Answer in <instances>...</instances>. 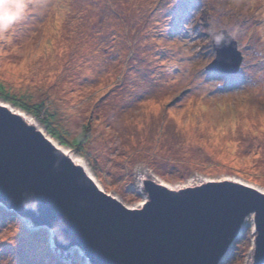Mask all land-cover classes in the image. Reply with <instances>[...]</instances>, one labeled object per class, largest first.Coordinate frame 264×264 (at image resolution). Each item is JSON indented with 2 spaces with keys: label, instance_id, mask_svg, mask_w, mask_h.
<instances>
[{
  "label": "rangeland",
  "instance_id": "374dc122",
  "mask_svg": "<svg viewBox=\"0 0 264 264\" xmlns=\"http://www.w3.org/2000/svg\"><path fill=\"white\" fill-rule=\"evenodd\" d=\"M175 1L24 0L0 32V93L31 108L43 102L39 118L25 112L52 138V129L71 141L89 128L78 150L67 148L128 206L144 201V174L170 185L233 177L264 189V0H186L177 15L167 12ZM220 29L243 55L240 78L206 68ZM7 217L1 256L31 240L26 249L40 259L20 264H87L76 248L60 255L47 231L30 234ZM249 222L224 264L247 263Z\"/></svg>",
  "mask_w": 264,
  "mask_h": 264
},
{
  "label": "water",
  "instance_id": "95a60500",
  "mask_svg": "<svg viewBox=\"0 0 264 264\" xmlns=\"http://www.w3.org/2000/svg\"><path fill=\"white\" fill-rule=\"evenodd\" d=\"M211 41L207 70L238 72L243 56L233 36L220 29ZM5 103L0 207L30 230L45 229L60 255L76 248L87 264H224L250 220L245 264H264L263 188L233 177L169 185L144 174L138 186L145 199L128 206Z\"/></svg>",
  "mask_w": 264,
  "mask_h": 264
},
{
  "label": "trees",
  "instance_id": "16d2710c",
  "mask_svg": "<svg viewBox=\"0 0 264 264\" xmlns=\"http://www.w3.org/2000/svg\"><path fill=\"white\" fill-rule=\"evenodd\" d=\"M168 0H166V2H167ZM243 2H245V1H243ZM188 2H186V0H180V1H178V4H177V1H175L171 6H170V8H168V10H167V12H169V10H171V11H173L174 13H175V15H177V12L178 11H182V9L183 8H186L185 7V5L187 4ZM226 30V29H225ZM227 31V30H226ZM228 32V31H227ZM229 33V32H228ZM237 48H238V50H239V47H238V45H237ZM243 61V60H242ZM253 64V63H252ZM208 65V64H207ZM206 65V66H207ZM242 65V64H241ZM205 66V67H206ZM240 69H241V66H240ZM241 74V70L240 71H238V72H236V73H228L227 75L226 74H223V75H225V76H227V77H229V78H233V80H234V78L235 77H237L238 78V76ZM241 76H239V78H240ZM242 80V79H241ZM0 99H2L3 101H5V102H7V103H9V104H13L14 106H19V107H21V109H23L24 111H27V112H29V113H32L33 115H35V117H38L39 118V113H40V111L43 109V102L42 103H39V104H37L36 106H34V107H32L31 108V106H29V104H27V102H24V101H20V100H17V99H14L13 98V96H10L9 95V93L8 92H3L2 91V93H0ZM42 122H44V124H46V125H48V128H50V126H49V123H48V121H46V120H43L42 119ZM50 129H52V128H50ZM55 129H52V132H51V130H49V133L53 136V137H55L58 141H59V143L61 144V145H64V146H67V147H69V148H75V149H77L78 150V148L80 147V145L83 143V141H84V138H88V130H89V128H87L86 129V126L84 127L83 126V128L81 129V132L76 136V137H74L71 141H69V140H67V139H65L64 138V136L63 135H61L60 133H58V132H56V131H54ZM1 210H0V213H4L3 214V216L0 214V226L2 225V224H4L5 223V218H7V219H9L8 217H7V214L9 215V216H11V217H13L14 219L13 220H15L16 221V215H14L13 213H11V212H8V211H5L4 209H2V208H0ZM43 230H45V229H43ZM46 231V230H45ZM32 232H34V231H30L29 233L30 234H33ZM30 244H33L32 243V241L31 240H27V241H21V243H19L16 247H13V246H8L7 248H6V251H5V249L2 251V256H1V253H0V258H2V260H1V262H3V263H6V264H20V263H24L25 262V258H27V260L28 259H30V260H32L33 261V259H35V260H37V259H40V256L38 255H35V253H33L31 250H28V249H26V245H30ZM237 244V243H236ZM21 246L23 247V248H21ZM12 247L14 248V249H12ZM0 248H2V246H1V243H0ZM235 248H236V245H235ZM234 250V249H233ZM8 251V252H7ZM7 252V253H6ZM32 252V254H31V256L30 257H27L26 255H28V254H30ZM4 254H5V257H4ZM33 256H35V257H33ZM42 256L43 257H45L46 256V253H44V254H42ZM230 256H231V252H230V254L228 255V257H227V259H226V261L228 260V259H230ZM39 261V260H38ZM30 262V261H29ZM38 262H36V264H37ZM32 264H34V262H32Z\"/></svg>",
  "mask_w": 264,
  "mask_h": 264
},
{
  "label": "clouds",
  "instance_id": "9594fccd",
  "mask_svg": "<svg viewBox=\"0 0 264 264\" xmlns=\"http://www.w3.org/2000/svg\"><path fill=\"white\" fill-rule=\"evenodd\" d=\"M26 7H27V5L25 4L24 0H0V32L7 31L10 28V26L13 23H15L22 16ZM216 42H217V45H219L221 43V38H217ZM208 71H210V70H208ZM211 72H220V71H211ZM226 74H228V73H226ZM194 178H196V177H194ZM191 179H193V178H191ZM190 180H188V181H190ZM248 183H250V182H248ZM26 207H27V205H26ZM32 207L34 208L35 205L33 204Z\"/></svg>",
  "mask_w": 264,
  "mask_h": 264
},
{
  "label": "bare ground",
  "instance_id": "6f19581e",
  "mask_svg": "<svg viewBox=\"0 0 264 264\" xmlns=\"http://www.w3.org/2000/svg\"><path fill=\"white\" fill-rule=\"evenodd\" d=\"M11 110L20 113L27 121L34 123L39 129H41L43 131V133L47 136H49V138L53 141V143H55V145L57 147H60L61 149H63L64 151H66L68 153V155L78 164H80L83 169L93 177V179L96 181V183L99 185V182L97 180V178L94 176V174L91 172V170L89 169V167L87 166L86 160L80 156L77 155L76 153H74L71 149H68L66 146L61 145L55 138H52L50 135H48V133L45 131V128L30 114L26 113L25 111H22L19 108H16L15 106H12L9 103H5ZM76 151V150H75ZM159 179V178H158ZM162 181V180H160ZM164 182V181H162ZM165 183V182H164ZM167 184V183H166ZM170 185V184H169ZM254 185V184H253ZM100 186V185H99ZM256 186V185H254ZM101 187V186H100ZM102 188V187H101ZM248 226H250V222L248 221L247 223Z\"/></svg>",
  "mask_w": 264,
  "mask_h": 264
}]
</instances>
